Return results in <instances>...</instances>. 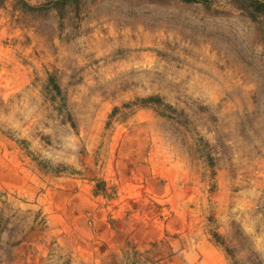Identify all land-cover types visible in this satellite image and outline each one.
<instances>
[{
    "label": "rangeland",
    "instance_id": "rangeland-1",
    "mask_svg": "<svg viewBox=\"0 0 264 264\" xmlns=\"http://www.w3.org/2000/svg\"><path fill=\"white\" fill-rule=\"evenodd\" d=\"M0 264H264V18L0 0Z\"/></svg>",
    "mask_w": 264,
    "mask_h": 264
},
{
    "label": "trees",
    "instance_id": "trees-1",
    "mask_svg": "<svg viewBox=\"0 0 264 264\" xmlns=\"http://www.w3.org/2000/svg\"><path fill=\"white\" fill-rule=\"evenodd\" d=\"M70 0H50L41 6L35 7L24 0H20L21 6L25 9L29 10H41V9H54L56 11H59L60 14H63V9L66 7V5L69 3ZM185 3H198V4H207L210 0H180ZM231 4L236 6L237 9L242 10L249 18L252 20H257L260 17L264 18V1L262 0H231ZM49 87L51 88L52 92L55 95H62V90L60 85L57 82V79L54 75H50L48 79ZM141 102H143L142 106H155L159 105L162 106L164 105L163 99L159 95H152L146 98L141 99ZM165 106V105H164ZM68 118L70 121H72V118L70 114L68 115ZM215 238L217 241H219V244L224 246V249L227 253L228 256L235 257L233 254L234 247L232 244H242V239H236L235 236H231L228 239H224L218 234H215Z\"/></svg>",
    "mask_w": 264,
    "mask_h": 264
}]
</instances>
